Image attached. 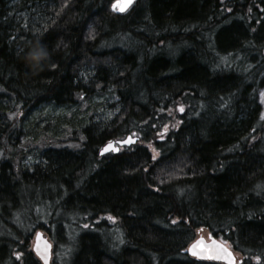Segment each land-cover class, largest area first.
Masks as SVG:
<instances>
[{
	"label": "trees",
	"instance_id": "16d2710c",
	"mask_svg": "<svg viewBox=\"0 0 264 264\" xmlns=\"http://www.w3.org/2000/svg\"><path fill=\"white\" fill-rule=\"evenodd\" d=\"M10 1L0 0V264H40L38 230L51 264H222L184 252L203 234L241 264H264V0H133L123 12L117 0H22L45 17L16 40ZM96 97L110 118L63 139L45 125L38 138L33 118ZM127 135L136 143L99 153Z\"/></svg>",
	"mask_w": 264,
	"mask_h": 264
},
{
	"label": "rangeland",
	"instance_id": "374dc122",
	"mask_svg": "<svg viewBox=\"0 0 264 264\" xmlns=\"http://www.w3.org/2000/svg\"><path fill=\"white\" fill-rule=\"evenodd\" d=\"M8 7V16L11 18L14 27L11 35L12 40L21 39L19 36L20 32L27 33L30 29H36V24L42 22L45 17L43 7L29 2L23 3L22 0H11ZM116 10L119 11L118 8ZM262 92H264V87H262L258 94L259 102L264 104ZM45 111L43 115L32 119V123L36 128L35 130L39 132L38 128L46 125L48 137L54 135L61 139L66 138V135L74 126L85 123L89 118L93 121H101L113 115L112 107L108 106L106 101L98 97L93 98L89 106L86 103H81L70 108L46 109ZM41 136L39 132L38 138L40 139ZM64 145H68V143L64 142ZM203 235L206 236V234Z\"/></svg>",
	"mask_w": 264,
	"mask_h": 264
},
{
	"label": "water",
	"instance_id": "95a60500",
	"mask_svg": "<svg viewBox=\"0 0 264 264\" xmlns=\"http://www.w3.org/2000/svg\"><path fill=\"white\" fill-rule=\"evenodd\" d=\"M129 139L130 142H128ZM122 141L124 143H121ZM136 141L137 137L127 135L120 140L105 143L101 147V149H105V151L102 152L100 149L99 153L105 154L110 151L113 153H117L120 147H128L136 143ZM218 245H222L223 248L227 249V253H231V264L241 263V259H237L234 251L228 246V244L212 235H207V237L200 235L196 237L184 252H186L190 257L198 260H208L219 262L222 264H230L228 259L216 258L217 256L227 255V253L220 251V249L217 247ZM31 250L33 254L40 260L41 264H50L52 243L47 236H44L42 231L38 230L34 234L31 244ZM193 252H196L197 255H194Z\"/></svg>",
	"mask_w": 264,
	"mask_h": 264
},
{
	"label": "snow or ice",
	"instance_id": "6c2138e0",
	"mask_svg": "<svg viewBox=\"0 0 264 264\" xmlns=\"http://www.w3.org/2000/svg\"><path fill=\"white\" fill-rule=\"evenodd\" d=\"M132 2H133V0H117V3H114V4H113V8H114V9L118 8L119 11L123 12V11L126 10V8H127L130 4H132ZM45 56H46V52H45L41 47H39V46L35 47V48L32 50V52L30 53V58H31V60L37 62V64H39V62H40V61L42 60V58L45 57ZM261 95L264 96V92H262ZM179 110H180V111H183L184 109H183V107L181 106ZM165 128H167V126H165ZM128 142H130V139H129ZM121 143H124V142L122 141ZM101 151L103 152V151H105V149H101ZM155 159H156V154H155V151H154L153 160H155ZM109 218H110V219H114V218H112V217H109ZM173 223H175V221H173ZM85 227H87V226H85ZM217 247L220 249L221 252H225V253H227V249H226V248H223L222 245H218ZM193 254H194V255H197L196 252H193ZM16 255L19 257L20 254L17 253ZM216 258H224V259H228L229 262H230V264H231V261H232L231 253H227L226 256H217ZM257 259H259V258H257Z\"/></svg>",
	"mask_w": 264,
	"mask_h": 264
}]
</instances>
